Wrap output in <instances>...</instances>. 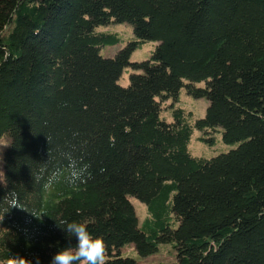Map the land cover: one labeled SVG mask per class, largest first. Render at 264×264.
<instances>
[{
  "label": "trees",
  "instance_id": "1",
  "mask_svg": "<svg viewBox=\"0 0 264 264\" xmlns=\"http://www.w3.org/2000/svg\"><path fill=\"white\" fill-rule=\"evenodd\" d=\"M111 24L134 37L104 57L121 43L98 31ZM183 89L209 102L205 116L163 119ZM196 131L234 147L195 156ZM4 137L0 264H50L74 247L61 220L102 238L108 264L162 246L176 251L170 264H264V0H0ZM11 193L24 209L8 211ZM131 198L146 206L141 224Z\"/></svg>",
  "mask_w": 264,
  "mask_h": 264
},
{
  "label": "rangeland",
  "instance_id": "2",
  "mask_svg": "<svg viewBox=\"0 0 264 264\" xmlns=\"http://www.w3.org/2000/svg\"><path fill=\"white\" fill-rule=\"evenodd\" d=\"M98 31H106L117 33L121 38V43L117 46L106 47L101 50V54L104 57H113L120 49L124 48L129 41L134 37L133 27L127 24H111L106 27L99 28ZM155 43H146L138 48L131 57L132 63L142 62L151 57L152 52L155 50ZM134 72L132 68H128L124 71L123 76L120 80V84L124 87L128 86L130 83V75ZM209 102L205 99H194L186 93L183 89L179 96V101L174 102L172 100L166 101L162 104L161 117L167 121H172V111L175 108H183L188 113H191L195 119L203 118L206 114ZM203 133L196 131L191 143L190 150L193 155L200 157H213L221 153H226L233 149L234 146H228L222 142L215 146H210L204 143L201 139ZM9 141L7 138L0 139V183L3 182L4 178V154L8 147ZM133 204L136 215L139 219L140 224L144 222L147 218V209L144 204L139 202L135 198L130 199ZM124 254L137 258L138 255L134 250L133 246H127L124 249ZM176 261V251L171 246H162L160 251L151 257L140 259V264H155V263H166L170 264Z\"/></svg>",
  "mask_w": 264,
  "mask_h": 264
},
{
  "label": "clouds",
  "instance_id": "3",
  "mask_svg": "<svg viewBox=\"0 0 264 264\" xmlns=\"http://www.w3.org/2000/svg\"><path fill=\"white\" fill-rule=\"evenodd\" d=\"M80 178L76 174L73 182ZM6 203L8 211L12 208L24 209L14 193L6 197ZM57 226L67 234L69 240L75 237L77 243L74 247L69 244L68 247L57 251L52 256L50 264H108V249L105 241L100 237H93L86 224L61 220ZM9 264H32V262L23 257H14ZM36 264H40L39 257L36 258Z\"/></svg>",
  "mask_w": 264,
  "mask_h": 264
}]
</instances>
